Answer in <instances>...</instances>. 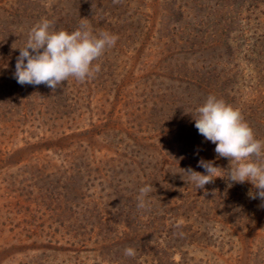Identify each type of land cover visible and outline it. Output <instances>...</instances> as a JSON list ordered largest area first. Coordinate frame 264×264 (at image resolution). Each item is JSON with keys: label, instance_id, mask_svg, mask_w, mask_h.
Segmentation results:
<instances>
[{"label": "rangeland", "instance_id": "1", "mask_svg": "<svg viewBox=\"0 0 264 264\" xmlns=\"http://www.w3.org/2000/svg\"><path fill=\"white\" fill-rule=\"evenodd\" d=\"M44 12L56 30L87 18L118 36L93 62L94 78L70 77L55 91L16 82L24 35ZM218 19L240 69L216 72L236 73L232 87L253 107L260 95L248 85L264 93V0H0V264H264V206L249 198L252 185L217 178L196 191L179 169L232 165L210 141L181 152L171 132L206 97L169 70L203 63L204 34L194 35L208 38ZM253 111L264 119L260 103ZM249 124L264 139V120ZM146 183L155 198L137 225L127 214Z\"/></svg>", "mask_w": 264, "mask_h": 264}, {"label": "clouds", "instance_id": "2", "mask_svg": "<svg viewBox=\"0 0 264 264\" xmlns=\"http://www.w3.org/2000/svg\"><path fill=\"white\" fill-rule=\"evenodd\" d=\"M117 40L118 36L107 30L94 31L87 18L81 19L79 27L71 32L54 29L52 22L44 18L30 29L25 46L19 49L14 78L21 86L43 84L53 91L70 77L86 82L100 71L99 64L93 62L114 47ZM196 111L194 126L198 133L215 145L217 158L228 159L232 166L221 168L214 166L215 161L201 159L197 166L206 174L191 167L179 169L186 182L196 191L204 190L205 185L217 178L224 180L228 188L249 182L254 189L249 191V198L259 199L264 206V139L256 138L239 108L215 95H208ZM155 191L152 183L139 188L136 196L139 210L150 211ZM124 254L134 257L136 250L128 247Z\"/></svg>", "mask_w": 264, "mask_h": 264}, {"label": "trees", "instance_id": "3", "mask_svg": "<svg viewBox=\"0 0 264 264\" xmlns=\"http://www.w3.org/2000/svg\"><path fill=\"white\" fill-rule=\"evenodd\" d=\"M53 11L55 12L54 8H53ZM45 13L46 12H44V16H45ZM49 15L50 14H48V15L46 14L45 18L48 19L49 21H51L53 27L55 28L58 24V20L54 19L53 15H51L52 17ZM178 17L180 18V14L178 15ZM36 18H37L36 19V24H37V23H39L38 20L39 19L41 20V18H40V16H37ZM208 18H209V15H208ZM27 20H29L28 17H27ZM227 23L228 22H226V21L220 22V19L215 20V21L213 20L212 25L208 24L206 26V29H205V30H209V27L212 28V34L211 35H210V33L207 34L208 38L206 37L205 31H201V32L198 31V33H196L194 35V38H196L195 37L196 35L201 34V36H202L204 34V57H206V59L204 58V61H202L203 63H201L200 65H192L191 63H189L188 65H181V68L179 66L175 65L177 70L170 68L169 71L173 75H175L176 77L179 78L178 82L181 83V85L184 84L186 87H189L193 91H195V90L201 91L202 93H204V96L206 98L210 94L215 95V96H217V98H222L226 103L231 104L233 107H235L238 104H242V102L240 101V100H242V98L240 97L241 95H240L239 89H234L232 87V85L235 84L234 79L236 77V73H231L230 75L225 73L223 75L221 71L216 72V67H219V66L226 67L228 64H231L232 67L235 69H237V67H239V69H240V66L238 65V61H237L238 57H236V53L233 51V47H232V43H234L236 40L232 37L230 38L232 31L229 28L230 26L227 25ZM220 24L222 25V28L220 27ZM33 25H34V22L30 21V23L28 25L29 31ZM216 25L219 26L218 30L215 29ZM192 26H194V27L197 26V22H192ZM59 29H57V30H59ZM8 35H10V34H8ZM24 36H25V39L27 41L28 37L26 35H24ZM189 39H190V37H189ZM26 41H25V44H26ZM191 45L193 48L194 42H192L190 44V46ZM220 51H222V52H220ZM210 58L212 61H209ZM196 63H197V61H196ZM212 63L214 65H212ZM246 69L249 70V68H247V67H246ZM176 71H177V73H176ZM248 89L250 90V95H253V94L256 95L257 94L260 96L257 97L256 101L253 100V102H254L253 107H248L247 105H245L243 103L240 107H237V108H239L241 110V112H242V114H243V116L247 122L250 123L251 121H253L256 124V126L258 124H260V126H262V120H264V119L260 118L259 120H256V117H255L256 113L253 110L257 109L258 105L260 103L263 106V111H264V96H263L264 93L262 91H258L261 88H258L256 85H255V89H253V87L248 85ZM260 93H262L263 95H261ZM231 95H235V96L230 97ZM257 102H259V103L257 104ZM200 103L203 104L204 102H200ZM250 103H252V102H250ZM202 104H197L196 107H194V106L191 107L189 109V111H187L188 108H186L185 111L189 112V114L187 115L189 119H183L184 122L181 124V127L175 128L174 130H171L174 138L177 137V141L174 143V146L175 147L179 146L178 149L181 152L191 151L193 153L194 152L193 145H197V144L200 145L203 141H205V142L207 141L204 139L203 136H201L198 133V130L194 126L195 125L194 119L197 118V111L196 110ZM184 106H186V104H184ZM249 125L251 126V124H249ZM262 127L264 128V126H262ZM251 128H252V126H251ZM252 129H253L255 136H257L258 139H260V136H258V135L262 130L260 131L259 129L256 130L254 128H252ZM185 133H186V135H183ZM186 136H187V138H186ZM120 204H121L120 205L121 207L119 208L120 212L127 214V211H125V205L122 203H120ZM131 207H136V206L130 205V208ZM130 208H129L127 216L130 218H134L133 222L138 225V222H139L138 217L141 216L140 210L138 208L135 210H130ZM153 220H154L153 223H155V221L161 222L162 218H160V219L154 218ZM152 226H153V228L157 229V227H155L154 225H152ZM137 232H138V229L134 230L130 237H133L136 239L137 235H138ZM127 237L128 236H126V238ZM120 248H122V247H120Z\"/></svg>", "mask_w": 264, "mask_h": 264}]
</instances>
